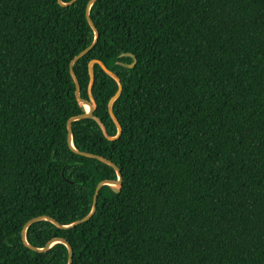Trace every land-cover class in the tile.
<instances>
[{
	"label": "trees",
	"instance_id": "obj_1",
	"mask_svg": "<svg viewBox=\"0 0 264 264\" xmlns=\"http://www.w3.org/2000/svg\"><path fill=\"white\" fill-rule=\"evenodd\" d=\"M68 263L264 264V0H0V264Z\"/></svg>",
	"mask_w": 264,
	"mask_h": 264
},
{
	"label": "water",
	"instance_id": "obj_2",
	"mask_svg": "<svg viewBox=\"0 0 264 264\" xmlns=\"http://www.w3.org/2000/svg\"><path fill=\"white\" fill-rule=\"evenodd\" d=\"M96 35H97V32H96ZM133 64H130L129 65V67H131ZM103 68L107 71V69L103 66ZM72 75H73V77H74V80L76 81V85H78V83H77V79H76V77H75V74L72 72ZM120 89H121V85L119 84V87H118V91H117V93H116V95L119 93V91H120ZM78 93V92H77ZM79 99L80 100H82V101H86V102H90V104H91V108L89 109V110H86L85 111V113L84 114H81V115H78V116H76V117H74L73 119H79V118H85V117H89L91 114H92V112H93V108H94V106H93V103L90 101V100H88V99H83V98H81V97H79ZM110 112H111V110H110ZM71 120L72 119H70L69 121H68V129H69V143L72 145V142H71V136H70V124H71ZM120 131V130H119ZM117 175H118V178H117V180L116 181H110V182H108V181H106L105 183H111V184H119L120 182H121V175H120V173H119V171L117 170ZM100 186H101V183L100 184H98V186H97V188H96V190H95V193H94V202H93V208H92V211L90 212V214L87 216V217H85L84 219H82V221L83 220H85V219H87L93 212H94V210H95V207H96V203H97V194H98V190H99V188H100ZM58 241H62V242H64L63 240H60V239H58ZM50 244H52V241H51V243H48L47 245H46V247H48ZM68 248H69V251L71 250L70 249V246L68 245ZM46 248H44V249H36V250H38V251H42V250H45ZM70 261H71V253L69 254V263H70ZM68 263V264H69Z\"/></svg>",
	"mask_w": 264,
	"mask_h": 264
},
{
	"label": "bare ground",
	"instance_id": "obj_3",
	"mask_svg": "<svg viewBox=\"0 0 264 264\" xmlns=\"http://www.w3.org/2000/svg\"><path fill=\"white\" fill-rule=\"evenodd\" d=\"M85 105L84 106H86L87 107V109L86 110H89L90 108H91V105H88V104H86V103H84Z\"/></svg>",
	"mask_w": 264,
	"mask_h": 264
},
{
	"label": "rangeland",
	"instance_id": "obj_4",
	"mask_svg": "<svg viewBox=\"0 0 264 264\" xmlns=\"http://www.w3.org/2000/svg\"><path fill=\"white\" fill-rule=\"evenodd\" d=\"M85 105V104H84ZM87 109V108H86ZM117 185V184H116Z\"/></svg>",
	"mask_w": 264,
	"mask_h": 264
}]
</instances>
